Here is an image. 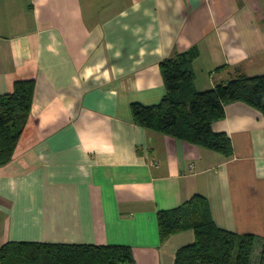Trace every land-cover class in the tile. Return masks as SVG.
Returning <instances> with one entry per match:
<instances>
[{
  "label": "crops",
  "instance_id": "obj_1",
  "mask_svg": "<svg viewBox=\"0 0 264 264\" xmlns=\"http://www.w3.org/2000/svg\"><path fill=\"white\" fill-rule=\"evenodd\" d=\"M195 52V89L264 75V0H0V96L36 83L12 161L0 166V248L123 245L174 264L191 231L162 242L157 216L200 195L219 228L264 241V115L225 106L212 128L233 156L149 131L133 104L166 93L161 63Z\"/></svg>",
  "mask_w": 264,
  "mask_h": 264
},
{
  "label": "trees",
  "instance_id": "obj_2",
  "mask_svg": "<svg viewBox=\"0 0 264 264\" xmlns=\"http://www.w3.org/2000/svg\"><path fill=\"white\" fill-rule=\"evenodd\" d=\"M195 58V52H186L164 60V97L154 106L133 104L132 120L146 130L231 158L230 137L214 132L212 126L231 102H244L264 115V75L239 76L197 92ZM35 86L34 80L17 81L10 93L0 96V166L9 164L16 153L30 120ZM157 220L162 242L178 233H193V242L177 250L174 264H254L258 238L219 228L203 196L160 211ZM0 264H135V260L131 248L123 245L9 242L0 248ZM259 264H264V241Z\"/></svg>",
  "mask_w": 264,
  "mask_h": 264
}]
</instances>
